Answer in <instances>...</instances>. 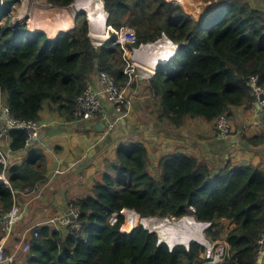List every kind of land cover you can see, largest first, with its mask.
<instances>
[{"label":"trees","instance_id":"obj_1","mask_svg":"<svg viewBox=\"0 0 264 264\" xmlns=\"http://www.w3.org/2000/svg\"><path fill=\"white\" fill-rule=\"evenodd\" d=\"M5 1L0 8V100L19 120L41 122L44 106L49 104L67 120L80 121L74 114L75 101L96 73L107 72L120 87H127L124 51L116 45L125 25L136 32L135 47L155 42L163 34L180 45L174 59L158 66L144 81L156 125L180 129L187 117L215 124L223 115L230 118L232 108L251 107L252 76L259 75L264 83V11L257 10L252 0H217L213 7L209 5L216 0H203L198 19L184 10L195 0H104L111 38L98 48L97 56L85 12L75 17L73 30L51 41L45 32L29 31L28 24L10 29L9 14L20 0ZM47 1L68 8L76 0ZM140 83L136 74L128 88L135 90ZM9 139L11 152L26 150L24 131H11ZM245 142L258 147L264 137H245ZM101 166L103 171L87 194L70 201V208L81 211L82 229L41 227L25 252L28 264L204 263V249L196 242L189 249H170L141 224L130 233L123 232L127 210L135 211L141 220L191 215L200 222H214L207 232L212 240L222 238L221 221L230 220L236 226L226 236L229 250L223 264H255L264 224V170L260 167L232 169L228 164L216 175L202 160L176 153L162 157L153 174L143 143L121 144ZM3 170L0 163V174ZM46 174L40 150L31 152L21 165L8 163L10 186L0 183V220L15 204L13 191H36L47 182ZM113 214L118 215L114 225ZM13 259L12 264H17Z\"/></svg>","mask_w":264,"mask_h":264},{"label":"crops","instance_id":"obj_2","mask_svg":"<svg viewBox=\"0 0 264 264\" xmlns=\"http://www.w3.org/2000/svg\"><path fill=\"white\" fill-rule=\"evenodd\" d=\"M35 11L36 15L32 17L35 21L30 26L32 33L39 32L32 29L33 24L43 23L47 17L55 18L53 12L48 16L41 10ZM40 32H45L50 40L55 38L48 31ZM136 74L141 83L135 90L128 88V122L118 124L114 132L105 136V132L96 129L97 125L116 121L120 116L114 105L103 98L104 118L98 117L90 122L67 120L58 108L46 104L41 113L43 128L37 140L19 153L11 152L10 139L5 142L9 164L21 165L31 152L40 150L45 155L47 166V182L36 191L17 197L21 220L7 245L8 254L17 260V264H28L24 245L30 244L35 231L46 226L50 219L70 212V201L87 194L98 173L103 171V161L113 158L121 144H145L153 174H156L162 157L176 153L189 154L202 160L216 175L228 164L232 169L253 166L264 170V144L251 147L245 142V137H264V114L257 116L246 105L232 108V134L229 137L216 134L214 123L201 118L187 117L180 129L162 127L151 118L153 110L147 103L150 94L144 82L146 79L137 70L132 78ZM99 76L96 73L90 87L100 91L103 85ZM221 226L222 239H226L236 224L223 219Z\"/></svg>","mask_w":264,"mask_h":264},{"label":"built area","instance_id":"obj_3","mask_svg":"<svg viewBox=\"0 0 264 264\" xmlns=\"http://www.w3.org/2000/svg\"><path fill=\"white\" fill-rule=\"evenodd\" d=\"M40 0H20V4H15L9 17H11V23L9 28L12 30H16L17 27L23 26L27 23V19L29 18L26 15H17L15 11L19 9V7H25L30 2L38 3ZM47 1V0H46ZM170 2V1H169ZM6 1L0 0V8L5 6ZM49 10L56 12L58 9H67L55 7L48 3ZM76 15V14H75ZM31 19V18H30ZM7 21V20H6ZM3 25L6 24L4 21ZM32 25V23H31ZM30 25V26H31ZM75 28V22L73 19V28ZM31 29V28H30ZM92 30V28L90 27ZM90 35L95 38V42H93L94 47H101L103 42L100 41L95 35ZM90 36V37H91ZM91 37V38H92ZM165 37V34L162 35ZM161 37V38H162ZM111 38V36H109ZM137 43V36L135 30L129 25H125L120 29L119 38L116 40V44L121 46L124 51V55L130 56L132 53L135 54L137 49H141L144 44H140L139 47H135ZM128 45L134 46L132 49L128 48ZM131 63L126 67L125 74L129 76L128 86L120 87L117 84L115 77L107 72L100 73V80L102 82L103 88L102 90H96L94 88H87V90L76 99L75 101V117L80 121H92L97 117L104 118V102L105 100L109 101L114 105L118 114L123 115L124 117L128 116L129 109V99H128V87L132 82V76L139 70L140 76L143 79L151 78L153 74L149 75L148 71L136 65V63ZM250 91L252 96L251 108L256 112L257 116H261L264 114V83L261 82V78L259 75L252 76L250 78ZM118 126L117 121L109 123L107 129L104 131L105 136L114 132ZM43 125L40 122L35 121H25L16 119L10 112L9 108L4 105L2 99L0 100V155L2 156L0 163L4 166L3 172L0 174V183H3L7 186H10L9 179L6 175V171L8 168V160L6 158V154L3 152L2 143H5L9 139L10 132L13 130L24 131L27 134V146L31 145L35 140L39 138L41 135V130ZM214 132L222 137H229L232 134V126L230 122V118L227 115H223L220 117L214 124ZM20 194H29L27 192L22 191H13V195L15 198V204L9 212L5 213L0 220V264H12L14 259L7 255V245L12 237L15 227L21 220V209L17 204V197ZM190 210L195 213V209L190 207ZM129 210L126 211V213ZM81 211L72 206L70 208V212L64 215H58L54 218L50 219L46 226L51 227L56 231L71 229L73 231L79 232L82 229V224L80 222ZM194 218L195 225L200 229L201 236L199 241H196L203 249L204 253L202 255L204 259L203 264H223L226 257L228 256L229 244L226 239H218L212 240L208 237V231L212 230L215 227L214 222H200L195 219L194 216H190ZM183 218H174L167 217L164 218L168 221H176L179 222ZM152 220H157L158 218H151ZM118 220V215L113 214L110 222L111 224H115ZM38 232H35V236L38 237ZM159 242H163L160 236ZM189 249V246L187 247ZM23 250L28 252L30 250V244L24 245ZM255 264H264V224L262 228V232L258 239V252L257 259Z\"/></svg>","mask_w":264,"mask_h":264},{"label":"bare ground","instance_id":"obj_4","mask_svg":"<svg viewBox=\"0 0 264 264\" xmlns=\"http://www.w3.org/2000/svg\"><path fill=\"white\" fill-rule=\"evenodd\" d=\"M46 0H40L39 5L45 6ZM47 7V6H46ZM48 9L49 6L47 7ZM77 12H86L90 18L91 34L99 40H108L110 34L107 31L108 11L105 8L104 0H77L73 4ZM72 9V8H71ZM51 11V10H50ZM73 11V10H72ZM55 18H46L43 23L33 24L35 31H48L51 36L59 35L62 32L71 31L73 28V17L68 9H58L53 12ZM179 44L173 42L167 35L155 42L145 43L141 49H137L132 58L137 66L142 67L151 74H155L157 66L167 64L177 54ZM160 67V66H159ZM127 223L125 228L131 231L140 220L135 211L127 212ZM143 225L152 231H156L161 236L164 243L175 248L178 245L187 246L192 241H199L200 229L195 225L193 217H187L179 222L168 221L158 218L157 220L145 219Z\"/></svg>","mask_w":264,"mask_h":264},{"label":"rangeland","instance_id":"obj_5","mask_svg":"<svg viewBox=\"0 0 264 264\" xmlns=\"http://www.w3.org/2000/svg\"><path fill=\"white\" fill-rule=\"evenodd\" d=\"M77 1V0H76ZM75 1V2H76ZM74 2V3H75ZM49 3V2H48ZM73 3V4H74ZM176 4H178V3H176ZM205 4V2L203 1V0H195V3L194 4H192V6L190 7V9H186V8H184V6H182L183 8H184V10L190 15V16H192V17H194V18H196V19H198L199 17H200V9H201V6H203ZM180 5V4H179ZM207 5H209V4H207ZM217 5V0L215 1V2H213L212 4H210L209 6H211V7H213V6H216ZM72 8V9H71ZM68 10H69V13L71 12V15H72V17H73V19L75 20V17L79 14V13H81V12H77V11H75L74 10V8H73V5H71L70 7H68L67 8ZM35 10H37V11H39V10H41V11H43L44 12V14H47L48 16H50L51 15V13L53 12V11H49V9L48 8H46V6H42V5H39L38 3H36V2H30L28 5H26L25 7H19V9L17 10V11H15V14H17V15H26V16H28L29 18L27 19V23L29 24V28H30V25H31V23H33L34 21H35V18H32V17H34L35 15H36V11ZM73 10V11H72ZM76 14V15H75ZM86 16H87V13H86ZM31 18V19H30ZM87 18H88V16H87ZM91 30V29H90ZM166 35V34H165ZM91 36V35H90ZM92 37V36H91ZM92 40H93V42H95V38H93L92 37ZM104 44H106V41H104L103 42V45ZM117 45V44H116ZM125 54V53H124ZM123 54V59H124V63H125V65L126 66H128L130 63L132 64V65H134L133 63H136V61L132 58V54L130 55V56H126V55H124ZM137 65V64H136ZM140 67V66H139ZM137 72L138 73H140L139 72V70H137ZM149 75H151V73H148ZM150 77H152V76H150ZM102 147H103V145H102ZM126 215H127V213H125ZM139 217V216H138ZM186 217H190V216H186ZM139 219H140V217H139ZM126 221H127V219H126ZM141 219L137 222V224H136V226L137 225H139V224H141ZM142 225V224H141ZM144 227V226H143ZM15 229H16V227H15ZM125 228H123L122 230H124ZM150 231V230H149ZM151 232H153V233H156L157 235H158V237H160L159 236V233H157L156 231H151ZM223 239H225V237H223ZM194 242V241H193ZM167 244V243H166ZM168 245V244H167ZM169 246V245H168ZM178 246H183V245H178ZM177 247V246H176ZM169 248H170V246H169ZM8 249V248H7ZM7 255L8 256H10L9 254H8V252H7ZM11 257V256H10Z\"/></svg>","mask_w":264,"mask_h":264},{"label":"water","instance_id":"obj_6","mask_svg":"<svg viewBox=\"0 0 264 264\" xmlns=\"http://www.w3.org/2000/svg\"><path fill=\"white\" fill-rule=\"evenodd\" d=\"M253 1V3H254V5H255V8L257 9V10H263L264 11V1H261V0H252ZM86 13V12H85ZM88 16V15H87ZM90 20V18H89V16H88V21ZM89 23H90V21H89ZM90 27H91V24H90ZM94 54H95V56H97V54H98V48L97 47H95L94 48ZM120 116H119V118L118 119H116V121H117V123L118 124H120V125H124V124H126L127 122H128V119H127V117H124L123 115H121V114H119ZM114 122V121H113ZM109 123H111V122H109ZM109 123L108 122H103V123H101V124H99V125H97L96 126V129L98 130V131H100V132H104L106 129H107V127H108V125H109ZM6 145H5V143H2V147H5ZM91 155H92V153H91ZM149 219V218H148ZM151 219V218H150ZM145 219H143L142 221H141V224L143 225V221H144ZM144 226V225H143ZM125 227V226H124ZM144 228H145V230H149V229H147L145 226H144ZM127 230V229H126ZM150 231H152V230H150ZM161 243H163V242H161ZM188 246V245H187Z\"/></svg>","mask_w":264,"mask_h":264},{"label":"clouds","instance_id":"obj_7","mask_svg":"<svg viewBox=\"0 0 264 264\" xmlns=\"http://www.w3.org/2000/svg\"><path fill=\"white\" fill-rule=\"evenodd\" d=\"M108 18H109V16H108ZM108 18H107V20H108ZM26 24H28V23H26ZM28 28H29V24H28ZM29 31H31L30 28H29ZM39 32H40V31H39ZM57 36H58V35H57ZM57 36H56V37H57ZM165 36H166V35H165ZM47 37H48V36H47ZM56 37H55L53 40H55ZM48 39H49V38H48ZM109 39H110V38H109ZM109 39H108V40H109ZM49 40H50V39H49ZM53 40H51V41H53ZM108 40H105V41L107 42ZM102 46H103V45H102ZM179 50H180V46H179V49H178L177 53L179 52ZM173 59H174V58H173ZM171 60H172V59H171ZM162 65H165V64H162ZM159 66H160V65H159ZM157 67H158V66H157ZM153 75H154V74H153ZM190 216H191V215H190ZM135 227H136V226H135ZM123 228H125V227H123ZM132 230H134V228H133ZM132 230H131V231H132ZM131 231H127L126 228L123 230V232H127V233H130ZM150 232H151V231H150ZM151 233H153V232H151ZM159 236H160V235H159ZM159 240H160V237H159ZM192 242H193V241H192ZM192 242H191V243H192ZM194 242H196V241H194ZM163 243H164V242H163ZM191 243H190V244H191ZM196 243H197V242H196ZM190 244L188 245L189 247H190ZM188 246H185V247L187 248ZM170 249H173V248L170 247Z\"/></svg>","mask_w":264,"mask_h":264}]
</instances>
